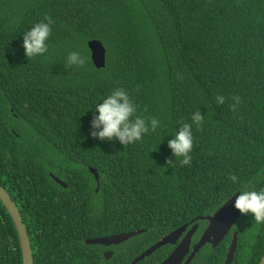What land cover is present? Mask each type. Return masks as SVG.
<instances>
[{
	"label": "trees",
	"instance_id": "obj_1",
	"mask_svg": "<svg viewBox=\"0 0 264 264\" xmlns=\"http://www.w3.org/2000/svg\"><path fill=\"white\" fill-rule=\"evenodd\" d=\"M46 16L48 52L28 59L23 33ZM92 39L107 49L104 68L92 61ZM73 51L83 66L67 64ZM120 87L138 115L160 121L125 146L90 135L95 104ZM198 109L192 161L181 165L168 140ZM0 183L23 215L35 264H131L238 187L264 188V0H0ZM238 224L239 264H259L264 224L251 215ZM135 230L145 231L111 245L112 258L86 243ZM225 245L193 264H219ZM167 248L136 264H159ZM0 264H23L1 199Z\"/></svg>",
	"mask_w": 264,
	"mask_h": 264
},
{
	"label": "clouds",
	"instance_id": "obj_2",
	"mask_svg": "<svg viewBox=\"0 0 264 264\" xmlns=\"http://www.w3.org/2000/svg\"><path fill=\"white\" fill-rule=\"evenodd\" d=\"M52 18L45 17L44 20L36 22L23 33L22 47L25 56L30 59L34 56L44 55L48 52L49 37L52 31ZM86 58L78 51L71 52L67 57V64L83 66ZM234 101L230 107L233 111L240 104V97H232ZM216 104L225 102V97L218 95ZM95 115L90 121L92 129L90 135L101 141L117 139L121 145H130L139 142L151 132L160 127V121L155 117L145 118L138 115V105L133 101L129 92L120 87L113 89L94 106ZM204 121V115L198 109L191 114V123L177 122L180 125L172 133L168 140V147L175 158L182 157L181 165H190L193 151V125L199 127ZM168 165L174 162L169 160ZM234 184H238V177L233 174L230 177ZM231 197H235L233 208L241 215H251L255 224H264V188L260 190L238 187L233 190Z\"/></svg>",
	"mask_w": 264,
	"mask_h": 264
},
{
	"label": "water",
	"instance_id": "obj_3",
	"mask_svg": "<svg viewBox=\"0 0 264 264\" xmlns=\"http://www.w3.org/2000/svg\"><path fill=\"white\" fill-rule=\"evenodd\" d=\"M88 46L91 50V58L93 63L97 68H104L106 66L107 60V49L104 43L99 39H92L88 41ZM92 173L95 175L96 180L99 181V173L96 168H91ZM54 179L60 183L64 187H68V183L58 176L53 174ZM99 189V187H98ZM97 189V190H98ZM0 199L2 200L3 204L7 207L8 211L10 212L15 225L17 227L20 242H21V249L23 255V264H35L34 259V252L32 248L31 239L29 236L27 225L24 221L23 215L19 209L18 204L15 202L11 194L6 190V188L0 183ZM235 197H231L228 199L219 209L216 211L214 215H207V216H199L196 219H209L210 225L204 232L203 236L201 237L200 241L194 246V250L187 259L185 264H188L191 259L195 256V254L208 242H212L214 244H218L221 239L225 236L227 231L232 227L234 222L241 217V214L238 210L233 208V201ZM190 223H186L183 226L172 230L168 234H166L162 239L157 241L147 250L142 252L139 256H137L131 264H136L141 260L145 259L146 257L150 256L160 247L166 244H175L186 231ZM198 224H195L193 228L187 233V235L183 238V241L179 244V246L160 264H179L189 250V246L191 243L192 234L194 233L195 229L197 228ZM145 230H135L129 232H122L108 236L96 237V238H89L86 240L87 244H100L104 246H111V245H118L126 240L142 233ZM237 233H235L233 243L230 247L227 264H231L235 251L237 249ZM114 251L109 250L106 252V257L111 258L113 256ZM259 264H264V254L259 262Z\"/></svg>",
	"mask_w": 264,
	"mask_h": 264
},
{
	"label": "flooded vegetation",
	"instance_id": "obj_4",
	"mask_svg": "<svg viewBox=\"0 0 264 264\" xmlns=\"http://www.w3.org/2000/svg\"><path fill=\"white\" fill-rule=\"evenodd\" d=\"M91 169V168H90ZM91 171V170H90ZM225 203V202H224ZM223 203V204H224ZM222 204V205H223ZM221 205V206H222ZM218 211V210H216ZM216 211L210 213V214H207L209 216L211 215H214L216 213ZM207 215H204V216H207ZM243 218V215H241V217H239L235 222L234 224L232 225V227L227 231V233L225 234V236L221 239V241L218 243V244H214L212 242H208L207 244H205L202 248H200V250L195 254V256L191 259V261L188 263V264H193V261L194 260H197V256L199 253H201V251H204V249L206 247H210L211 249L213 250H218V248L220 246H224V244L226 243V247H225V254H224V258L220 261L219 264H227V259H228V254H229V250H230V247L233 243V239H234V236H235V233H237V241H238V244H237V249L235 251V254H234V258L231 262V264H239L241 263V260L240 258L242 257L241 253H240V257H239V250L238 248L240 247L239 246V236L240 234L242 233V227L239 226L238 224V221L240 219ZM199 220H203L204 222L201 224L199 222ZM195 224H198L197 228L195 229L194 233L192 234V238H191V243H190V246H189V250L187 252V254L185 255V257L183 258V260L179 263V264H185L187 259L189 258V256L191 255V253L193 252L194 250V246L200 241L201 237L203 236L204 232L206 231V229L209 227L210 225V221L209 219H195L193 220L192 222H190L188 228L186 229V231L183 233V235L181 236V238L175 243V244H166L162 247H168L166 249V251H168V254L166 253V256L159 262V264L164 261L178 246L179 244L183 241V238L187 235V233L193 228V226ZM165 236V235H164ZM163 236V237H164ZM162 237V238H163ZM229 238V239H227ZM152 246V245H151ZM150 246V247H151ZM110 246H105V248L102 250L105 257H106V252H108L109 250H112L114 251L113 253L115 254V249L113 248H109ZM161 248V247H160ZM159 248V249H160ZM148 249V248H147ZM146 249V250H147ZM113 254V255H114ZM219 255H221V253L219 252L218 253ZM152 255V254H151ZM113 257V256H112ZM111 257V258H112ZM149 257V256H148Z\"/></svg>",
	"mask_w": 264,
	"mask_h": 264
}]
</instances>
